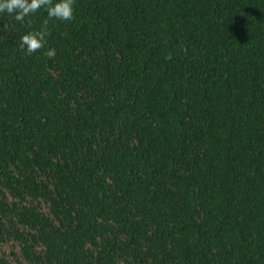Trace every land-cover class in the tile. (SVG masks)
Instances as JSON below:
<instances>
[{"label":"trees","instance_id":"16d2710c","mask_svg":"<svg viewBox=\"0 0 264 264\" xmlns=\"http://www.w3.org/2000/svg\"><path fill=\"white\" fill-rule=\"evenodd\" d=\"M46 15L0 16V264H264V0Z\"/></svg>","mask_w":264,"mask_h":264},{"label":"clouds","instance_id":"9594fccd","mask_svg":"<svg viewBox=\"0 0 264 264\" xmlns=\"http://www.w3.org/2000/svg\"><path fill=\"white\" fill-rule=\"evenodd\" d=\"M39 10L47 14L41 27L21 35L18 40L20 48L29 54L45 47L49 20L71 21L74 18V0H0V16H9L16 22L23 23ZM43 54L52 59L56 52L48 48Z\"/></svg>","mask_w":264,"mask_h":264}]
</instances>
